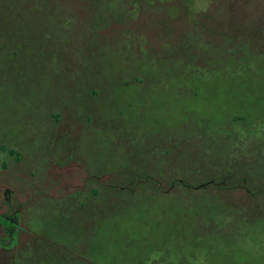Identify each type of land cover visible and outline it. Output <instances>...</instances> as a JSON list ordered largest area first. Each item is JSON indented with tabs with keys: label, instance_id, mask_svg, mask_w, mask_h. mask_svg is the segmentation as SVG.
Returning a JSON list of instances; mask_svg holds the SVG:
<instances>
[{
	"label": "rangeland",
	"instance_id": "rangeland-1",
	"mask_svg": "<svg viewBox=\"0 0 264 264\" xmlns=\"http://www.w3.org/2000/svg\"><path fill=\"white\" fill-rule=\"evenodd\" d=\"M49 1L65 22L63 4L76 0ZM97 1L117 11L123 0ZM153 1L172 0H142L149 6L143 18L167 15L164 28L172 24V37L150 45L140 36L135 50L108 34L113 27L132 28L125 19L110 27V17L120 16L86 12L85 22L101 23L107 40H93L83 65L85 81L73 75L80 74L81 64L71 62L73 71L56 79L44 61L28 60L19 46L15 56L17 47L0 42V264H264V226L227 222V209L260 213L243 190L167 191L168 173L158 181L163 190L155 179L145 183L146 174L131 184L103 177L127 167L124 145L114 144L110 130L100 126L108 118L118 120L138 147L176 143L177 153L166 160L168 171L177 155L186 156L185 140L202 130L216 134L236 117L250 118L249 124L254 117L264 125V54L255 60L249 52L264 53V0H214L209 8L210 0H173L182 15L153 8ZM243 11L247 15H240ZM76 12L84 15L82 9ZM38 21L43 29L54 23ZM241 39L253 44L244 45L251 54L243 59L236 57ZM169 46L178 50L172 54ZM72 52L82 59L83 50ZM54 81L53 92L63 90L66 96L62 92L57 102H48L44 94ZM56 103L59 110L52 111ZM105 104L110 111L102 109ZM57 112L61 122L55 121ZM208 191L216 206L211 211L201 198Z\"/></svg>",
	"mask_w": 264,
	"mask_h": 264
},
{
	"label": "trees",
	"instance_id": "trees-1",
	"mask_svg": "<svg viewBox=\"0 0 264 264\" xmlns=\"http://www.w3.org/2000/svg\"><path fill=\"white\" fill-rule=\"evenodd\" d=\"M212 1L214 0L208 2L207 8H209L210 4H213ZM172 2L170 4H161L160 2L153 1L154 5L151 7H158L163 10L166 8H173L176 10V15H182V10H177L176 6L172 5ZM54 3L55 1L49 0H0V42L4 40L2 35L6 32L9 33L11 38H14L12 39L13 41L11 42V45L17 47V50L14 51L15 56L20 55L21 51L19 47H21L24 50L25 56L28 57V60L34 62L39 59L47 62L46 64L50 66L55 77L57 74L56 79H58L59 76L66 78L67 73L73 71L74 64L71 62L81 64V66H79L81 69L80 74L77 72L73 75L76 78L80 76H82L83 79L86 78L83 65L87 63L86 59L89 56L90 46L94 44L93 40L95 38H101V40L104 41L107 40V37L104 36L106 33L103 32L101 28H98L101 23L87 24L85 22L86 12L92 15L120 16L118 19L113 16L110 17L112 19H109L110 27L121 26L122 19H125L128 24H131L132 28L120 29L113 27L108 31V34L111 35L110 37L114 36L112 38L118 43L123 44L132 50L137 49L140 36H143V39L148 41V44L150 45L152 43L154 45H156V43H166L167 39L172 37V24L170 23L168 25L169 30L164 28V21H167L168 19L167 15H161L157 20H154L155 17L152 16L153 18L151 21L143 18L145 14L143 11L148 9L149 6L143 3L142 0H123L118 4L117 11L106 9L107 7L97 0H76L74 2L63 4L67 14L65 15V18H62L65 22L60 21V15H55L57 6L54 5ZM79 3L83 4V6L80 5V7H78ZM134 3H137V5ZM134 6L139 8L137 14ZM48 8L51 9L49 14L47 11ZM77 9H82L84 15H79L76 12ZM213 11L214 7L205 15H210ZM38 12L47 15H37ZM189 13L190 11H188V9L187 12L184 11L187 20ZM236 13L238 12L236 11ZM133 15L136 16L134 17ZM240 15H247V13L243 11ZM39 17L42 22L49 18L54 20L52 26L49 27L52 30L50 33H44L41 35L40 29H43V27L41 21H38ZM138 20L142 21L143 24L140 26V29L135 27V23L139 22ZM171 20L172 19H170V22ZM23 29H33V33H28L36 39L33 47L28 45L29 41L27 40V34L25 35L26 32L23 31ZM34 29L38 30L35 32ZM98 29L101 31L102 37L99 35ZM183 30H186V28H183L182 31ZM46 35L53 36L50 38V41H55L53 49L47 47L46 43L41 41ZM147 35H151L153 41H150V38ZM182 35L183 33L180 32L177 38L179 39V36L181 38ZM204 36L205 34H201L202 41H204ZM245 42L246 44H244V40H240L242 45H239L241 48L238 52H241L242 54L238 57V52H236L237 58L243 59L251 53L253 58L258 57L260 54H264L263 50L260 52L257 50L258 48H255V50L250 49L249 52L251 53L244 52V45L249 48L253 45L250 44L251 42L248 40H245ZM36 44H42V47L36 48ZM75 48L79 51L83 50L82 59H75V55L72 52ZM170 49L172 54L178 50L175 47H170ZM228 52L229 49L226 51V55ZM218 59L220 62L224 63L227 56H225L224 59ZM255 60H257V58ZM69 63H71V66L69 71H67L66 67ZM56 67L57 69H55ZM50 68L48 67V69ZM83 81H85V79ZM54 83L55 81L51 84V88L46 90L50 92L48 96L44 94L48 102L50 99L53 100V102L54 100L57 102L62 92L63 95H65L63 90L53 92ZM104 106L105 108L102 109L110 111L111 107H108L109 104H105ZM51 109L52 111L54 109L59 110L58 103H56ZM57 114L59 118L55 121L61 122L63 116L59 112H57ZM89 115V122L92 124L94 118L92 114ZM249 121L250 118H245L244 122H242L236 117L233 122H227L224 128H221L216 134L212 132L209 134L202 130L201 132H198L197 136L188 137L184 142L188 145L186 156L182 159V156L178 157L177 155V160L174 159V162L172 164L170 163V171L166 168V160L171 162V158L177 153L175 152V149L177 148L175 145L176 143L174 145L172 143L169 145L165 142H162L163 144L161 145H152L149 143L145 147H138L133 140V136L124 132L123 129L119 127L118 120L113 121L108 118L106 121L107 123L101 124L100 126H104L106 129L110 130L115 138L114 144L121 143L122 146L124 145L123 147H125L127 153V167L118 172L120 177L115 178V180L121 179L120 182L132 183L141 175L146 174V177L144 178L146 179L145 183L149 184V181H154L153 179H155L154 182L156 188L163 190L161 187H157L159 184L158 181H163L160 176H165V174L168 173L170 187L167 191H170L171 188H209L211 191L215 192H228L230 190L241 189L250 196V199H253L252 202L257 206L256 209H258L260 213L257 214L254 212L255 210L253 211L250 209L249 212H252L247 213L245 211L246 214L244 213V215H242L241 211L243 210H238V212L235 213L234 211L227 209V222H232L235 225L237 219H239L248 222L250 225L264 226V125H257L256 123H258L259 120L254 117H252V121H255L254 124H249ZM255 124L258 129L253 130ZM162 165L164 167L163 172L156 170V175L149 173L150 168L153 169L156 166L161 168ZM171 166H174V168L171 169ZM178 170H180L183 175H180L179 172L177 173ZM87 172L88 178H92L91 174L93 171L88 170ZM208 194L209 191L204 192L201 195V198L204 201H208L207 210L211 211L216 209V206L211 204L208 200ZM199 197L200 196H197V198ZM190 200L195 201V197H192Z\"/></svg>",
	"mask_w": 264,
	"mask_h": 264
},
{
	"label": "flooded vegetation",
	"instance_id": "flooded-vegetation-1",
	"mask_svg": "<svg viewBox=\"0 0 264 264\" xmlns=\"http://www.w3.org/2000/svg\"><path fill=\"white\" fill-rule=\"evenodd\" d=\"M35 30V32L38 30V29H34ZM23 31H25L26 33H25V35L27 36V40L29 39V38H31V41H29V42H34V41H36V39L35 38H33L32 37V35H30V34H28V33H33V29H29V30H25V29H23ZM52 30L50 29V28H46V29H40V32H41V35H43L44 33L45 34H48V33H50ZM9 32V31H8ZM28 35H30V36H28ZM53 36L52 35H46V37L44 38V39H41V41L42 42H44V43H46V46L47 47H50L51 49H53V46L55 45V41H50V38H52ZM2 38H4V40H3V42L4 43H7L8 45H11V42L13 41L12 39H14V38H11V35L9 34V33H5V34H3L2 35ZM32 47H33V45H31ZM40 47H42V44H36V48H40ZM37 61H43V60H39V59H37ZM44 63H47V62H45L44 61ZM7 85H6V83H4L3 84V87H6ZM37 89H38V91L40 90V88H39V85L37 86ZM50 92L49 91H45V94L48 96V94H49ZM58 130H59V128H58ZM55 137H57V135L55 136ZM54 137V138H55ZM49 141H51V142H55V140H49ZM109 177L108 179H110V178H112V177H114V178H118L119 176L117 175V174H112V173H109V172H106V173H104V178H106V177Z\"/></svg>",
	"mask_w": 264,
	"mask_h": 264
}]
</instances>
